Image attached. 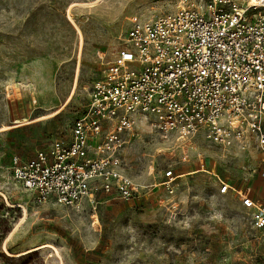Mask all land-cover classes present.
<instances>
[{
	"label": "rangeland",
	"instance_id": "obj_1",
	"mask_svg": "<svg viewBox=\"0 0 264 264\" xmlns=\"http://www.w3.org/2000/svg\"><path fill=\"white\" fill-rule=\"evenodd\" d=\"M209 1L0 0V264H264V230L233 190L221 194L216 176L199 171L212 159L224 182L251 187L264 203V153L255 145L224 149L201 135L183 162L176 143L140 124L124 171L142 185L169 169L182 174L174 212L153 197L37 203L12 174L14 156L32 158L68 134L124 49L131 19Z\"/></svg>",
	"mask_w": 264,
	"mask_h": 264
},
{
	"label": "built area",
	"instance_id": "obj_2",
	"mask_svg": "<svg viewBox=\"0 0 264 264\" xmlns=\"http://www.w3.org/2000/svg\"><path fill=\"white\" fill-rule=\"evenodd\" d=\"M142 123L176 143L183 162L201 135L224 149L255 145L264 153V0H210L131 19L124 49L68 134L32 158L14 156L13 178L37 203L78 208L98 196L135 205L153 197L174 212L182 174L169 169L160 182L142 185L124 171L123 151ZM215 168L210 159L199 171L216 176L221 194L233 190L254 229L264 230V203L249 186L232 188Z\"/></svg>",
	"mask_w": 264,
	"mask_h": 264
},
{
	"label": "snow or ice",
	"instance_id": "obj_3",
	"mask_svg": "<svg viewBox=\"0 0 264 264\" xmlns=\"http://www.w3.org/2000/svg\"><path fill=\"white\" fill-rule=\"evenodd\" d=\"M252 3L255 4L256 3V0H252Z\"/></svg>",
	"mask_w": 264,
	"mask_h": 264
},
{
	"label": "crops",
	"instance_id": "obj_4",
	"mask_svg": "<svg viewBox=\"0 0 264 264\" xmlns=\"http://www.w3.org/2000/svg\"><path fill=\"white\" fill-rule=\"evenodd\" d=\"M162 191V190H161ZM160 192V191H159Z\"/></svg>",
	"mask_w": 264,
	"mask_h": 264
}]
</instances>
